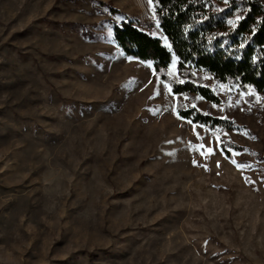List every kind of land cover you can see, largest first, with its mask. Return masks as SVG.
Instances as JSON below:
<instances>
[{"label": "rangeland", "instance_id": "obj_1", "mask_svg": "<svg viewBox=\"0 0 264 264\" xmlns=\"http://www.w3.org/2000/svg\"><path fill=\"white\" fill-rule=\"evenodd\" d=\"M124 20L164 41L150 0H0V264H264V96L172 94Z\"/></svg>", "mask_w": 264, "mask_h": 264}, {"label": "trees", "instance_id": "obj_2", "mask_svg": "<svg viewBox=\"0 0 264 264\" xmlns=\"http://www.w3.org/2000/svg\"><path fill=\"white\" fill-rule=\"evenodd\" d=\"M164 41L138 29L131 21L111 24V40L127 57L149 63L161 81L172 59L181 83H170L174 95H195L213 104L219 97L193 74L209 76L219 84L251 88L264 96V6L254 0H150ZM179 118L209 129H233L225 119L194 108H177ZM221 151L240 150L221 142Z\"/></svg>", "mask_w": 264, "mask_h": 264}, {"label": "snow or ice", "instance_id": "obj_3", "mask_svg": "<svg viewBox=\"0 0 264 264\" xmlns=\"http://www.w3.org/2000/svg\"><path fill=\"white\" fill-rule=\"evenodd\" d=\"M202 147V146H201ZM194 150H195V146H194ZM202 155H204V153H201ZM233 155H236V153H233ZM195 163V161H193ZM233 163H235V161H233ZM219 166V165H218ZM238 168H243V167H248L247 165H237Z\"/></svg>", "mask_w": 264, "mask_h": 264}]
</instances>
